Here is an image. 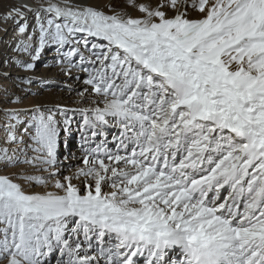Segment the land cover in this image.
<instances>
[{"label": "snow or ice", "instance_id": "snow-or-ice-1", "mask_svg": "<svg viewBox=\"0 0 264 264\" xmlns=\"http://www.w3.org/2000/svg\"><path fill=\"white\" fill-rule=\"evenodd\" d=\"M9 20L18 63L54 47L95 106L79 110L68 174L57 152L75 110H5L0 165L38 174L0 175V264H264V0H23Z\"/></svg>", "mask_w": 264, "mask_h": 264}, {"label": "rangeland", "instance_id": "rangeland-1", "mask_svg": "<svg viewBox=\"0 0 264 264\" xmlns=\"http://www.w3.org/2000/svg\"><path fill=\"white\" fill-rule=\"evenodd\" d=\"M77 2L102 6L108 3L109 0H77ZM111 2L117 8L124 7V0H111ZM142 2H149V0H142ZM152 2L154 3L155 0H152ZM9 3L18 4V1L0 0V9L6 7ZM127 11L133 16L140 15L139 12L131 8H128ZM190 15L193 17L197 16L194 12H190ZM1 23L4 27H0V131L8 120V117L5 115L6 109L29 110L39 105L42 108L46 106L54 110L57 106L60 109L75 110L67 113L70 118V132H61L60 145L57 152L58 160L61 162L60 166L65 170L64 174H68L66 169L71 166L72 170H74L80 164V160L77 158L80 157L79 154H82L80 126L83 123V115L79 110L95 106L93 104L95 97L91 93L90 86L84 84L80 87V84L84 83V80L87 79L88 74L78 66L71 68L70 75H66L64 71H61V66L58 63L60 57L54 47H46L40 58L34 62L35 67L32 70H25L18 61H26L30 58L26 54L19 52L16 48V45L20 42L17 38L16 22L9 20L6 23ZM21 23H26L28 31L31 33L36 25L33 13H26V19L21 21ZM47 54L52 55L48 56ZM28 78H30L31 82L25 83L24 80ZM85 88H88L89 91L82 97L79 93L84 91ZM100 106L102 107L103 105L101 104ZM31 115L30 111H22L20 118L27 121ZM57 119L61 121V127L63 128L64 117L59 112H57ZM23 129L24 125L18 126V131L24 132ZM117 131L116 128L107 129V140L109 142ZM68 137L71 138L69 144ZM4 138L5 136L0 137V140H4ZM103 138H95L91 146L94 147ZM0 144H3V141ZM14 146L9 145L10 148ZM110 147H113V144ZM21 172L38 174L33 167L26 164L8 168L0 165V175H10L14 180L16 177L13 174H20ZM16 182L24 185L28 191L41 190L38 187L30 188L22 179L16 180ZM58 257L59 253L54 252L49 258L50 262L52 263Z\"/></svg>", "mask_w": 264, "mask_h": 264}, {"label": "bare ground", "instance_id": "bare-ground-1", "mask_svg": "<svg viewBox=\"0 0 264 264\" xmlns=\"http://www.w3.org/2000/svg\"><path fill=\"white\" fill-rule=\"evenodd\" d=\"M17 1H18V3L23 2V0H17ZM27 2L30 3V4H35L36 2H38V0H27ZM2 11H3V9H0V12H2ZM0 27H1V28L4 27V25H3L1 22H0ZM47 55L49 56V55H52V54H47ZM80 85H81L80 87H82V86L84 85V83H81ZM17 134H18L19 136H23L25 142L28 141V135H26L24 132L17 131ZM3 136H5V133H4V130L2 129V130L0 131V137H3ZM67 140H68V144H69V142H71V138L68 137ZM1 141H4V140L1 139L0 142H1ZM111 141H112V140H111ZM111 141L109 142V143H110V144L108 145L109 147H110V145L112 144ZM21 146H22V145H21ZM14 147H16V145H15ZM79 156L81 157V154H79ZM80 157L77 158V159L80 160ZM65 167H66V166H65ZM65 167H64V168H65ZM50 264H56V260H54L52 263L50 262ZM140 264H143V258L140 259Z\"/></svg>", "mask_w": 264, "mask_h": 264}]
</instances>
